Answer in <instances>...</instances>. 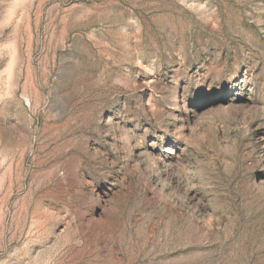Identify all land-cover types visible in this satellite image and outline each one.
<instances>
[{"label": "rangeland", "instance_id": "374dc122", "mask_svg": "<svg viewBox=\"0 0 264 264\" xmlns=\"http://www.w3.org/2000/svg\"><path fill=\"white\" fill-rule=\"evenodd\" d=\"M0 264H264V0H0Z\"/></svg>", "mask_w": 264, "mask_h": 264}]
</instances>
